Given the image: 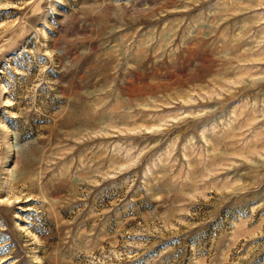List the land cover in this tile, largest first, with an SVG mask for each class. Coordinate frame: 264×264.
I'll return each mask as SVG.
<instances>
[{
    "label": "rangeland",
    "instance_id": "rangeland-1",
    "mask_svg": "<svg viewBox=\"0 0 264 264\" xmlns=\"http://www.w3.org/2000/svg\"><path fill=\"white\" fill-rule=\"evenodd\" d=\"M0 264H264V0H0Z\"/></svg>",
    "mask_w": 264,
    "mask_h": 264
}]
</instances>
